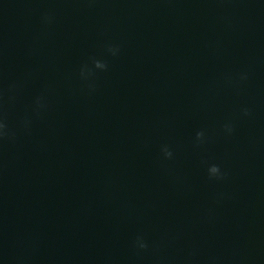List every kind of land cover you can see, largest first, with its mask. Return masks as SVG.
I'll return each mask as SVG.
<instances>
[{"label": "water", "instance_id": "95a60500", "mask_svg": "<svg viewBox=\"0 0 264 264\" xmlns=\"http://www.w3.org/2000/svg\"><path fill=\"white\" fill-rule=\"evenodd\" d=\"M0 264H264V0H0Z\"/></svg>", "mask_w": 264, "mask_h": 264}]
</instances>
